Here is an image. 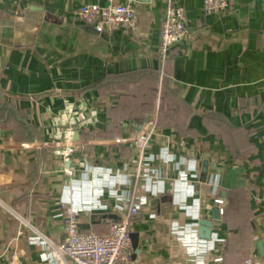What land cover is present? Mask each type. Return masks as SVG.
Wrapping results in <instances>:
<instances>
[{"label":"crops","instance_id":"obj_1","mask_svg":"<svg viewBox=\"0 0 264 264\" xmlns=\"http://www.w3.org/2000/svg\"><path fill=\"white\" fill-rule=\"evenodd\" d=\"M114 1L135 30L77 20L107 0H0V264H60L43 241L63 240L71 200L97 235L138 205L126 264H264V0H172L188 33L165 59L168 0ZM151 121L159 177L137 178L128 139Z\"/></svg>","mask_w":264,"mask_h":264},{"label":"built area","instance_id":"obj_2","mask_svg":"<svg viewBox=\"0 0 264 264\" xmlns=\"http://www.w3.org/2000/svg\"><path fill=\"white\" fill-rule=\"evenodd\" d=\"M168 3L160 31L159 48L163 59L167 57L170 48L181 43L188 33L187 12L174 5L172 0H168ZM230 5V0H203L202 11L207 14H219L228 10ZM75 16L79 22L93 27L102 35H112L118 29L135 30L138 22V13L132 3L118 4L114 0H107L105 4H84L76 10ZM156 134L163 136L151 121L139 127L128 139L137 153L135 160L137 178L145 175H151L155 179L159 177L158 171L149 167L150 158L147 156ZM171 145L174 147V140L167 142V146L164 147L165 153L161 157L163 162L171 159L169 154ZM68 173L72 175V171ZM216 202L222 204L221 200ZM62 206L67 208L64 218V238L55 244L44 237L45 259L55 260L60 264H68L67 259L71 264H126L130 259L133 245L131 219L139 213L138 205H134L126 214H122L120 221L112 222L108 235L82 231V213L75 201H64ZM195 240H197L196 236ZM242 264H261V259L257 254H252Z\"/></svg>","mask_w":264,"mask_h":264},{"label":"water","instance_id":"obj_3","mask_svg":"<svg viewBox=\"0 0 264 264\" xmlns=\"http://www.w3.org/2000/svg\"><path fill=\"white\" fill-rule=\"evenodd\" d=\"M143 1H148V0H143ZM90 28H92L94 30L93 27H90ZM214 212H215V216L218 217L219 209H215ZM199 223H200V229L199 230H200L201 234L203 232H207V233L209 232V234H210V232H212V227H213L212 221L200 220ZM133 239H134V234H133ZM259 247H260V249H262L261 243H259Z\"/></svg>","mask_w":264,"mask_h":264}]
</instances>
